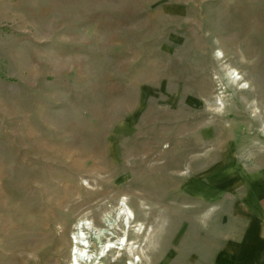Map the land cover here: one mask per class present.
Masks as SVG:
<instances>
[{"label":"rangeland","instance_id":"obj_1","mask_svg":"<svg viewBox=\"0 0 264 264\" xmlns=\"http://www.w3.org/2000/svg\"><path fill=\"white\" fill-rule=\"evenodd\" d=\"M263 177L264 0H0V264H69L84 220L208 262Z\"/></svg>","mask_w":264,"mask_h":264},{"label":"crops","instance_id":"obj_2","mask_svg":"<svg viewBox=\"0 0 264 264\" xmlns=\"http://www.w3.org/2000/svg\"><path fill=\"white\" fill-rule=\"evenodd\" d=\"M235 216L243 220L244 226L227 241L232 248L231 254L215 251L208 262L199 260L188 264H264V177L255 181L246 208Z\"/></svg>","mask_w":264,"mask_h":264},{"label":"bare ground","instance_id":"obj_3","mask_svg":"<svg viewBox=\"0 0 264 264\" xmlns=\"http://www.w3.org/2000/svg\"><path fill=\"white\" fill-rule=\"evenodd\" d=\"M123 206L120 207V211L118 212L119 214L123 213L125 219L127 222H130V219L134 217L133 211L129 207H126L124 203H122ZM124 219V220H125ZM90 222V221H89ZM89 222L87 221H81L76 224V230L73 232V236L71 237V242L72 246L70 249V260L69 264H103L100 263V258L105 256L109 250L112 248H118V249H123L127 248V251L129 253H132L133 250L135 249V246L133 245V242H127V239L118 238L116 241H111L110 238L107 237L105 242H101L100 237L102 236L104 230H100L97 232V243L99 244V251L97 253H93L90 249V242L88 238V234L86 235V232L83 231L84 228H89ZM92 225V224H91ZM137 228L136 230L138 232L143 231V225L142 223L137 222ZM93 227V226H92ZM127 232L124 231L125 236ZM119 241V242H117ZM120 244V245H119ZM133 257L132 260L129 261L128 264H137V262L140 260V256L137 255L135 256V253H132ZM92 260H94L92 263H90Z\"/></svg>","mask_w":264,"mask_h":264}]
</instances>
